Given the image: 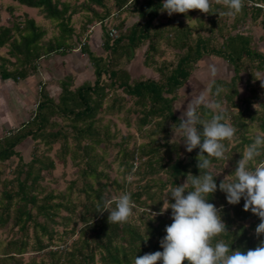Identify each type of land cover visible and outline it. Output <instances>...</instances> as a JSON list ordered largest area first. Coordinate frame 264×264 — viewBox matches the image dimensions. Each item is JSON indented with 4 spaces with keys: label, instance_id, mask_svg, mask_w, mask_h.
Here are the masks:
<instances>
[{
    "label": "trees",
    "instance_id": "obj_1",
    "mask_svg": "<svg viewBox=\"0 0 264 264\" xmlns=\"http://www.w3.org/2000/svg\"><path fill=\"white\" fill-rule=\"evenodd\" d=\"M13 1L37 8L52 23L55 33L45 38L46 29L33 17L25 13L21 20L9 7V24H0V50L5 48L4 53L0 52V79L14 82L27 79L37 71L40 59L51 54L65 55L75 45L87 54L94 79L74 85L71 76L66 75L58 81L56 96L40 84L30 117L0 135V163L18 157L12 176L2 177L0 168V229L9 226L8 232L11 231L2 245L0 264H132L136 255L162 251L159 241L166 235L165 226L172 223L171 209L152 219L148 208L158 212L162 204L168 203L167 197L163 200L166 186H169L168 195L169 189L200 174L196 167L199 148L189 152V159L185 160L179 156L180 144L169 139L170 132L178 129L180 123L173 106L177 91L189 79L196 62L206 54L219 56L232 65L230 80L211 82L214 103L226 104L220 109L225 116L223 122L236 128L232 140L222 141L226 147L225 158L208 157L210 167L201 170V173H211L218 186L225 178L216 170H223V164L227 162L230 173L234 171L236 161L252 138L264 136V97L259 99V95L264 96V89L258 94L247 79L248 95L240 96L238 87L242 73L264 70V49L254 45L249 34L224 33L228 10L215 0H212V9L216 13L206 15L211 32L216 30L222 36L219 45L212 42L210 34L202 36L198 33L193 39L190 26L181 20L175 23L172 18L162 20L161 0H82L77 5L69 0ZM250 1L249 7L244 2L242 19L250 16L255 20L262 15L264 27V0ZM111 6L119 13L135 12L137 20L124 30L118 27L115 37L109 34L112 27L103 29L101 47L105 54H96L76 32L72 16L80 11L86 13L81 25L83 33L88 23L105 21L112 13ZM195 11L199 10H189L184 15L191 17ZM235 16L238 19V15ZM237 19L233 27H238ZM164 38L169 47L181 53L177 54L175 62H156L154 58L163 53L159 43ZM143 45L142 63L152 67L157 74L155 78L132 77L124 67ZM217 86L222 88L219 95L215 94ZM254 99L259 100L260 110L251 107ZM121 111H124L122 121L126 125H130L132 117L129 114H132L138 131L149 127L148 141L129 149L123 141L126 138L113 141L116 131L110 130L109 123L96 125L101 119L100 114L113 115ZM198 112L203 120L214 114V110L206 107H201ZM28 137L35 142V150L40 145L45 149L40 154L34 151L29 160H23L16 146ZM55 145V158L61 162L69 158L76 167V176L69 182L66 193H56L41 184L46 177L42 171L49 173L55 167L49 156ZM161 147L163 152H160ZM111 153L110 161L119 159L121 182L115 177L110 178L106 171L110 166L107 156ZM135 159L138 160L136 165ZM263 161L264 154L256 158V163ZM161 172L164 179H153V175ZM128 173L144 180L142 185L129 191L136 207L127 222L109 224L108 212L97 213L96 205L115 198L108 194L111 186L128 192L129 182L125 179ZM79 177L82 183L76 186ZM73 189L77 190L75 199L72 198ZM169 202L174 200L169 197ZM208 202L221 209V219L229 233L216 239L229 243L231 250L246 252L264 239V234L255 235L260 220L250 210L243 209V198L238 204L231 205L226 201V194L217 187ZM28 251L44 254L39 261L35 257L24 261L23 255Z\"/></svg>",
    "mask_w": 264,
    "mask_h": 264
},
{
    "label": "rangeland",
    "instance_id": "obj_2",
    "mask_svg": "<svg viewBox=\"0 0 264 264\" xmlns=\"http://www.w3.org/2000/svg\"><path fill=\"white\" fill-rule=\"evenodd\" d=\"M82 0H69L71 4H79ZM247 7L250 6V0H244ZM110 4V2H108ZM264 6V3L263 5ZM12 7L13 14L20 17L22 20L24 18L25 13L33 17L35 22L40 24L42 27L46 29L45 38H48L53 33H55V29L50 21L46 20L41 12L34 7H28L25 5H21L13 0H0V24H9L11 20L10 9ZM112 13L109 17L106 18L101 24L98 21H92L87 24L86 30L81 31V25L85 21L86 13L80 11L72 16V23L75 26L76 32L81 34V38L83 41L87 42L91 48V50L96 54H105L101 47L102 42V31L103 29H109L110 27L114 28L113 36L115 37L118 34V29L124 30L127 26H129L132 22L137 20V14L130 10L122 11L121 13L116 12V7H110ZM189 13V11H188ZM250 13V12H249ZM236 16H227L225 22V26L223 28L224 33H235L236 31L244 32L252 36L254 45L258 48L264 49V27L261 23L262 15H259L257 19L251 20L250 16H247L248 19H242V12L237 14ZM167 18H172V22L181 20L183 24H188L191 28V37L194 39L198 33L202 36H210L212 37V42L215 45H219L222 36L219 35L216 30L211 32L209 28V20L208 16L205 13H201L199 11H195L191 17H187L182 13H173L169 16L166 12L161 13V19L166 20ZM237 19L238 27H233V22ZM120 24H122L120 26ZM119 27V28H118ZM227 31V32H226ZM166 38L160 41L159 46L163 50V53L157 54L154 56L156 62H161L162 60L167 61L170 60L172 62L176 61L178 53L174 48L169 47L166 43ZM168 45V46H167ZM72 51L67 52L65 55L61 54H51L50 56L43 57L38 62L37 71L31 76V86L24 84V80H19L16 83L12 82L11 79L2 80L0 79V135L4 134L6 130L9 128H13L19 125V123L24 119L30 117L33 113L36 106V98L38 95L36 93V89L39 88L40 84H43L45 89L53 96H56L59 88L57 86L58 81L68 75L71 76L74 85L84 82L85 80L92 81L94 79L93 68L91 63L88 60L87 54L79 49V45H75ZM145 45L141 46L136 50L134 58L127 64L124 65L125 68L128 69L132 77L136 76H149L156 77L157 74L150 68L145 67L142 63V59L144 56ZM1 53L5 52V48L0 50ZM181 52V51H180ZM215 69V71H213ZM233 75L232 65L220 58L216 55L206 54L200 60L196 62L194 68L191 71L189 79L185 82V84L177 91V95L175 100L173 101L174 112L179 117L181 115V111L185 110V107L191 100L195 99L199 95H205L207 102L214 103V97L212 91H209L211 88V82L215 79H223L225 81L230 80ZM248 79L250 86L255 87L258 90V94L262 93L261 81H264V70H252V72H244L242 73V78L238 82V87L240 89V96L248 95L249 87L246 86V80ZM260 79V80H259ZM36 81V82H35ZM33 86V89L31 88ZM264 96L259 95V99H263ZM258 99H254L251 103V107L257 110H260L258 106ZM220 109L225 107V103L221 102L218 104ZM236 111V109L234 110ZM16 112V114L14 113ZM15 114V115H14ZM7 116L8 122L10 123H1L3 122V118ZM100 120L96 125H102L109 123L110 130L116 131V137L113 141H118L121 138L125 143H127V147L129 149L134 148V146L148 141L150 139L149 136H146L148 126L143 129L142 132L137 130V126L134 123V116L129 114L132 117L130 125H126L123 123L122 119L124 117V111L113 115L100 114ZM144 135V136H143ZM179 129L173 130L170 132L169 139L177 141L180 146V157H183L185 160L189 159L188 153L185 150V147L178 139ZM35 142L31 138H26L23 142L16 146V150L21 154L23 160H29L31 153H42L41 151L45 149L44 146L40 145L38 150L34 149ZM57 146H53V149L49 152V156L53 158L55 167L47 173L45 170L42 172L46 176L45 179L41 182V184H45L48 189L54 190V192L66 193L67 186L71 180H73L76 176V167L72 165L71 160L69 158L66 159V162L58 161L55 158L54 150ZM160 152H163V147L160 148ZM111 154L107 156V160H111ZM144 157H141L143 160ZM18 162V157L13 156L9 160L0 163V168L3 170L2 177L12 176V170L15 164ZM119 159L110 161L109 168L106 171L109 173L110 178H116L121 182L122 173L121 167H119ZM138 163V160H134V165ZM264 164V161L263 163ZM231 171L230 165L225 162L223 164V170H216V173L223 174V177L228 180L230 178L229 174ZM153 179H164L165 175L163 172L160 174H156L152 176ZM126 181L129 182L127 191H132L136 189L138 185H142L144 180H140L138 175L127 174ZM82 183L81 178L79 177L76 186H80ZM109 189L108 194L110 197H116L119 194L123 193L122 189L117 188ZM76 188V187H75ZM169 186L165 187L163 192V200L166 201V192ZM77 195V190H72V198L75 199ZM140 210V209H139ZM135 216V213H134ZM247 223V221H245ZM54 228L61 230V227L54 226ZM9 226H6L0 229V251L2 249V245L5 243L6 239L9 237L10 232ZM69 241V239H67ZM55 243H57L55 241ZM42 252L35 253L28 251L23 255V260L26 261L29 258L35 257L37 261H39L43 256Z\"/></svg>",
    "mask_w": 264,
    "mask_h": 264
},
{
    "label": "clouds",
    "instance_id": "obj_3",
    "mask_svg": "<svg viewBox=\"0 0 264 264\" xmlns=\"http://www.w3.org/2000/svg\"><path fill=\"white\" fill-rule=\"evenodd\" d=\"M215 3L226 8L225 14L231 16L241 13L244 7V0H215ZM194 9L205 14L216 13L212 9V0H161L159 11L171 16L173 13L187 14ZM260 81L264 88V81ZM221 91L222 88L217 86L215 94L219 95ZM201 107L214 110L210 119H201L198 112ZM178 119L179 142L182 141L187 152L199 148L196 167L200 174L169 189L168 203L162 204L158 212L148 208L152 219L171 209L172 223L165 226L166 235L159 241L163 250L136 255L132 264H157L158 261L161 264H183L184 261L188 264H264V239L246 252L231 250L229 243L216 239L229 233L221 219V209L208 202L217 187L226 194V201L231 205L238 204L243 198V209L250 210L260 220L255 235L264 234V164L256 163V158L264 154V136L252 138L236 161L230 178L223 179L217 186L214 176L209 172L201 173V170L210 167L208 157L225 158L226 147L222 141L232 140L236 128L223 122L225 116L219 105L207 102L203 94L191 100ZM169 197L174 202L170 203ZM135 207L131 193L123 192L103 205L97 203L96 212L107 211L109 224L125 223Z\"/></svg>",
    "mask_w": 264,
    "mask_h": 264
},
{
    "label": "crops",
    "instance_id": "obj_4",
    "mask_svg": "<svg viewBox=\"0 0 264 264\" xmlns=\"http://www.w3.org/2000/svg\"><path fill=\"white\" fill-rule=\"evenodd\" d=\"M22 80H24V84H27L28 86H31V77H29V78H27V79H22ZM12 82L14 83V81L12 80ZM36 82V81H35ZM16 83V82H15ZM58 86V85H57ZM32 89H33V86L31 87ZM36 91V93H37V89L35 90ZM15 114H16V112H14ZM14 114V115H15ZM24 120H26V119H24ZM23 120V121H24ZM3 122H1L2 124L5 122H7V123H10V121L8 122V119H7V116H5V118H3V120H2ZM22 122V121H21ZM20 122V123H21Z\"/></svg>",
    "mask_w": 264,
    "mask_h": 264
},
{
    "label": "built area",
    "instance_id": "obj_5",
    "mask_svg": "<svg viewBox=\"0 0 264 264\" xmlns=\"http://www.w3.org/2000/svg\"><path fill=\"white\" fill-rule=\"evenodd\" d=\"M254 4H256V3H254ZM113 30H114V29L111 28L110 31H109V34H110L111 36H113Z\"/></svg>",
    "mask_w": 264,
    "mask_h": 264
}]
</instances>
